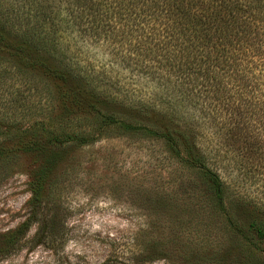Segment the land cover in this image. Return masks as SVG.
Here are the masks:
<instances>
[{
    "label": "trees",
    "instance_id": "16d2710c",
    "mask_svg": "<svg viewBox=\"0 0 264 264\" xmlns=\"http://www.w3.org/2000/svg\"><path fill=\"white\" fill-rule=\"evenodd\" d=\"M71 34L125 46L141 70L166 80L171 100L108 94L66 55ZM5 62L51 80L56 91L49 90L53 109L31 126L6 130L14 142L0 143V172L23 156L34 162L29 214L0 233V256L20 248L34 224L37 239L58 233L56 193L79 148L129 136L160 144L197 191L194 211L221 233L185 241L170 232L182 216L173 210L166 234L145 231L142 252L161 257L175 253L174 243L186 264H264V201L232 175L264 182V0H0ZM181 102L196 120L179 112ZM166 200L155 196L161 205Z\"/></svg>",
    "mask_w": 264,
    "mask_h": 264
},
{
    "label": "rangeland",
    "instance_id": "374dc122",
    "mask_svg": "<svg viewBox=\"0 0 264 264\" xmlns=\"http://www.w3.org/2000/svg\"><path fill=\"white\" fill-rule=\"evenodd\" d=\"M66 44L65 53L74 65L108 94L158 104L171 100L172 88L166 80L141 70L127 56L125 46L72 34ZM49 90L56 91L51 80L24 76L10 64L0 63V143L14 142L5 139L6 130L31 126L53 109ZM182 104H177L179 112L196 120L197 112ZM67 162L56 193L58 233L50 241L37 239L34 224L20 248L0 256V264H186L175 251L178 244H171L177 255L162 251L161 257L152 258L142 252L148 239L145 231H154L152 236L158 239L160 233L166 234L173 210L182 216L170 232L183 235L185 241H205L221 234L207 217L194 211L197 191L159 143L107 136L82 146ZM33 164L31 157L23 156L0 172V233L14 229L29 214ZM232 175L242 191L264 201L263 181L250 184L237 171ZM158 194L166 197V205L155 201Z\"/></svg>",
    "mask_w": 264,
    "mask_h": 264
}]
</instances>
